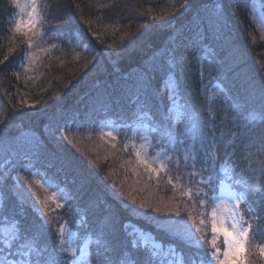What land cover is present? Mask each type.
Masks as SVG:
<instances>
[{
  "label": "trees",
  "instance_id": "trees-1",
  "mask_svg": "<svg viewBox=\"0 0 264 264\" xmlns=\"http://www.w3.org/2000/svg\"><path fill=\"white\" fill-rule=\"evenodd\" d=\"M256 1L261 2L264 9V0H225L229 17L228 42L215 40L211 35L206 45L189 42L180 50L183 63L175 79L163 72L154 76L152 86L160 91V96L152 116L145 118V122L152 120L151 127H159L158 121L171 104L168 93L172 83L174 90L179 89L178 99L192 113L189 120H196L197 130H192L194 135L199 136L205 121L215 119L217 138L223 137L227 142L235 135L251 133L252 138L246 144L251 146L256 142L255 137L264 131L259 115V110L264 107L261 97L264 28L258 26L253 16ZM14 6L13 0H0V121L8 123L7 129L0 124V134L15 136L23 131L31 135L29 129L39 132L47 119L61 109L67 112L79 110L80 114L88 109L83 121L88 127L81 130L80 119L75 125L69 122V131L64 133L67 139L57 146L62 158L73 160V167L56 173L55 168L46 167V161L37 164L42 173L54 177L59 188L66 191L70 206L65 203L63 207H56L50 199V191L36 184L28 189L35 206L26 209L22 227L31 233L42 223L40 213H44L43 219L49 221L50 227L38 238L41 246L61 239L56 232L60 224L74 231L77 247H82L90 237L89 248L94 253L97 237L82 228L79 220L87 212L89 224L95 225L96 216L89 210V201L96 195L106 194L105 198L113 207L123 203L125 198H129L127 203L131 204L132 197L136 199L133 207L144 203L169 211L179 204L185 216L190 213L196 220L193 227L200 219L205 220L202 227L210 240L211 198L216 193H208L203 207L182 195L189 189L195 192L194 181L200 180L198 172L203 166L198 164L194 169L189 159V166L181 163L177 168V157L169 153L173 160L168 171L148 172L136 159L130 145V129L140 119H136L129 101L113 88L124 72L135 71L136 65L146 56L167 47L169 33L186 26L187 17L193 10L185 11L184 0H42L45 37L54 48L28 69L23 58L33 36L14 28ZM231 45H235L239 54L235 62ZM95 57L101 61L100 71L90 62H94ZM94 81H102L112 93V99L107 107L97 104L92 111ZM30 105L35 107L30 108ZM113 118L121 129L118 137L110 141L103 137L101 128ZM153 136L158 138L156 133ZM69 139L72 143H68ZM251 151L256 153L259 149L251 148ZM191 154L190 148L182 153ZM82 176L88 177L84 190L80 187ZM28 178L34 179L31 175ZM238 178V175L233 177ZM120 192L124 196H120ZM44 200L48 201L47 211L41 203ZM243 207L241 205L242 210ZM120 218L155 238L165 250L169 245L178 251L183 249L178 240L157 230L146 217L122 213ZM3 227L0 224V230ZM256 235L264 238V229ZM127 240L121 234L117 247L121 242L127 244ZM217 243L222 247V238ZM255 245V239H251L253 254L248 258L252 264H264Z\"/></svg>",
  "mask_w": 264,
  "mask_h": 264
},
{
  "label": "snow or ice",
  "instance_id": "snow-or-ice-1",
  "mask_svg": "<svg viewBox=\"0 0 264 264\" xmlns=\"http://www.w3.org/2000/svg\"><path fill=\"white\" fill-rule=\"evenodd\" d=\"M184 5L185 11L193 10L187 17V25L170 32L167 47L146 56L136 65L135 71L124 72L118 84L113 86L132 105L136 119L143 120L152 116V109L160 96V91L152 86L153 78L160 72L173 79L177 77L183 63L180 54L183 47L189 42L206 45L209 35L215 40L228 42L226 30L229 17L225 0H200L199 4L197 0H184ZM22 24L31 26L30 21H21L16 24L17 32L21 30ZM231 48L235 62L239 59V54L235 45H231ZM4 59L7 60V57ZM90 62L97 71L102 70L99 57ZM93 89L95 95L92 97L91 110L95 111L97 104L107 107L112 93L102 81H94ZM179 95L177 87L168 93V99L175 104ZM261 97L264 99V88L261 89ZM169 111L166 108L158 121L159 127L152 128V132L158 136V143L165 149L160 171L164 170V160H173V155L169 153L177 157V168L181 163L189 166V159L192 168L195 169L198 164L203 166L198 172L200 180L194 181L197 185L195 192L189 189L182 195L203 207L208 193H216L211 198L213 207L210 240L202 227L205 220L200 219L199 224L193 227L196 220L190 213L185 216L179 204L169 211L144 203L133 207L136 199L132 197L131 204L127 203L129 198H125L123 203L113 207L105 198L106 194H100L89 201V210L96 216L95 225L89 224L87 212L79 220L82 228L97 237L94 253L89 248L90 237L82 247L66 246L62 237L67 226L60 224L57 225L56 232L61 239L51 245L41 246L38 238L50 227L49 221L43 219L44 213H40L42 223L35 226L31 233L22 227L26 209L35 206L28 189L40 184L45 191H52V198L57 201L64 199L65 193L63 190L58 191L59 185L54 177L42 173L37 164L46 161V167L55 168L56 173L71 169L73 160L62 158L57 152V146L67 139L64 133L69 131V122L75 125L77 119H80V129L88 127L83 122L88 114L87 108L83 114L79 110L67 112L61 109L47 119L39 132L29 129L31 135L23 131L15 136L0 134V224L4 225L0 230V264H84L85 260L88 264H252L248 258L253 254L251 239H255L258 255L264 259V238L256 235L264 229V131L255 137L256 142L251 146L246 144L252 138L251 133L235 135L232 140L225 142L223 137L217 138L213 119L205 121L199 136H196L187 123L183 129L179 125L173 127ZM259 115L264 127V107L259 110ZM186 116L191 119L192 113L186 112ZM0 124L5 129L8 128L6 121H0ZM108 135L113 134L109 132ZM68 143L72 141L69 139ZM189 148L192 150L191 156L182 155ZM251 148L259 151L254 153ZM137 159H140L139 153ZM140 162L148 172L153 171L147 163ZM29 175L34 179H29ZM237 175L239 178L233 179ZM87 185L88 177L82 176L81 190L86 189ZM112 187L115 188V184ZM120 196H124V193L120 192ZM41 203L47 211L48 201ZM65 203L70 206L71 201L66 200ZM241 205L244 206L243 210ZM63 206L57 203V207ZM122 213L146 217L157 230L178 240L183 249L178 251L169 245L165 250L156 243L152 244L151 249L142 246L135 236L138 229L131 223L123 222L120 218ZM198 215L203 216L204 213ZM121 234L128 238L127 244L121 242L117 247ZM73 235L74 233H69L70 238ZM220 238L222 247L217 243Z\"/></svg>",
  "mask_w": 264,
  "mask_h": 264
},
{
  "label": "rangeland",
  "instance_id": "rangeland-1",
  "mask_svg": "<svg viewBox=\"0 0 264 264\" xmlns=\"http://www.w3.org/2000/svg\"><path fill=\"white\" fill-rule=\"evenodd\" d=\"M14 7H16V12L14 17V28H16V24L20 23L21 21L31 22V26H27L26 24L21 25V30L23 32L30 33L33 36L30 46L28 47L29 50L26 54L24 66L28 69L32 68L34 65L37 64L39 57L51 51L54 45L48 42L46 36V32L43 28V7H42V0H13ZM262 3L256 1L253 7V16L261 28H264V9ZM18 5V6H17ZM174 85L172 83L169 84V90H174ZM216 92H214L215 94ZM171 103V102H170ZM169 118L171 120L172 125L175 127L176 125H181L180 128L185 127V123H187L191 130H197V123L196 120H189L187 119L186 107L182 102L177 99L175 104H170L169 107ZM139 122L135 123V126L131 127L130 129V145L133 148L135 155L137 157V153L140 154V161H144L149 165V167L153 168V172L160 173L163 171H168L169 164L172 161L164 160V170L160 171L161 167V160L164 159L165 149L164 146L158 143V138L153 136L151 124L148 121L145 122V119L138 120ZM121 125L117 124L113 119H108L102 125V135L105 139L113 141L115 138L118 137L120 133ZM111 132L113 135L110 136L108 133ZM113 136L115 138H113ZM157 142V143H156ZM137 159V158H136ZM141 163V162H140ZM143 166L144 164L141 163ZM59 190H63L65 193L64 199L59 201L54 200L53 192L50 191V199L57 207V203L63 205L65 201L68 199L66 191L63 188H59ZM218 202V201H217ZM69 233H74L73 230L66 227V230L63 234V239L66 242V246L70 247H77L76 239L77 236L74 233L71 238L69 237ZM143 233V234H142ZM136 238L141 242L142 246H146L151 248L153 243L158 244L155 242V238L146 234L144 232L138 231L135 232ZM146 242V243H145ZM84 264H88V261L85 260Z\"/></svg>",
  "mask_w": 264,
  "mask_h": 264
}]
</instances>
